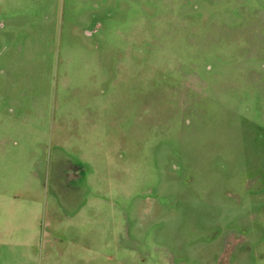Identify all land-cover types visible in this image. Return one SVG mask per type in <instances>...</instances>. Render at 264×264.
<instances>
[{"label":"rangeland","instance_id":"374dc122","mask_svg":"<svg viewBox=\"0 0 264 264\" xmlns=\"http://www.w3.org/2000/svg\"><path fill=\"white\" fill-rule=\"evenodd\" d=\"M1 22L0 264H264V0Z\"/></svg>","mask_w":264,"mask_h":264},{"label":"crops","instance_id":"0c3cea01","mask_svg":"<svg viewBox=\"0 0 264 264\" xmlns=\"http://www.w3.org/2000/svg\"><path fill=\"white\" fill-rule=\"evenodd\" d=\"M0 26H1V29L5 28V26H6L5 22H1ZM9 38H10V34H9ZM8 112H12V109H9ZM85 250H88V249H85ZM6 261H10V260L7 259Z\"/></svg>","mask_w":264,"mask_h":264}]
</instances>
